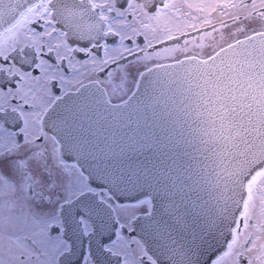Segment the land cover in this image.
<instances>
[{"label": "snow or ice", "instance_id": "6c2138e0", "mask_svg": "<svg viewBox=\"0 0 264 264\" xmlns=\"http://www.w3.org/2000/svg\"><path fill=\"white\" fill-rule=\"evenodd\" d=\"M0 264H264V0H0Z\"/></svg>", "mask_w": 264, "mask_h": 264}, {"label": "flooded vegetation", "instance_id": "af4514ba", "mask_svg": "<svg viewBox=\"0 0 264 264\" xmlns=\"http://www.w3.org/2000/svg\"><path fill=\"white\" fill-rule=\"evenodd\" d=\"M257 210L259 211V208H257Z\"/></svg>", "mask_w": 264, "mask_h": 264}]
</instances>
